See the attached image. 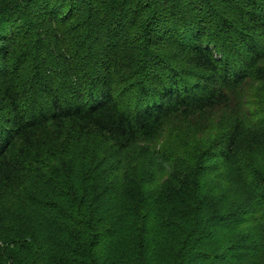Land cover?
Here are the masks:
<instances>
[{
    "label": "trees",
    "instance_id": "trees-1",
    "mask_svg": "<svg viewBox=\"0 0 264 264\" xmlns=\"http://www.w3.org/2000/svg\"><path fill=\"white\" fill-rule=\"evenodd\" d=\"M250 82L264 84V0H0V210L34 211L23 237L0 236V264H264L262 137L239 149L264 129L254 100L220 150H203L209 127L187 151L194 118ZM42 173L55 199L30 194Z\"/></svg>",
    "mask_w": 264,
    "mask_h": 264
},
{
    "label": "rangeland",
    "instance_id": "rangeland-1",
    "mask_svg": "<svg viewBox=\"0 0 264 264\" xmlns=\"http://www.w3.org/2000/svg\"><path fill=\"white\" fill-rule=\"evenodd\" d=\"M254 100L255 107L251 110L245 103L244 112L248 114L250 118H254L256 115V122L264 123V84H257L250 82L248 85L244 86L243 90L231 95V102L220 108H216L211 111H207L204 114H199L194 118L191 129L189 128L186 132L190 139L187 145V151L196 153L200 147V140L206 134L209 136L208 131L215 130L216 137H210L209 139L204 138L202 143L204 144L205 152L208 156L216 153L222 148L223 145L227 144V141L232 133V128L235 124V117L237 115L238 106L243 104L241 101ZM258 116V117H257ZM211 127V130H208ZM258 133V137H262L261 142L264 147V129L259 127H253L248 133H246L244 138L239 142V149L244 150L252 141L254 140V133ZM255 142V140H254ZM202 145V144H201ZM143 147L139 146L131 155L129 160L131 173L128 175V182L131 184L130 191L127 194V198L131 201H135L138 197V184L139 174L148 159L145 157L147 155ZM71 173V171H70ZM62 175L69 176V173L64 171ZM72 175V173H71ZM74 175V174H73ZM88 175V174H87ZM76 176V175H75ZM106 173L101 172L98 176L97 184L102 187L106 183ZM80 177V175H79ZM78 175L76 178H79ZM182 177V178H181ZM184 177H187L185 173L177 170L173 173L171 180L168 182L172 185V188L165 190L163 197L165 200L178 197L180 192L175 190L179 182L184 181ZM28 187L30 188V194L37 198H42L44 200H52L61 194L62 190L58 185L59 180L51 179L47 173L42 174H30L27 176ZM133 182V183H131ZM31 207L26 203L18 202L13 204L11 209L0 210V236H5V238H10L15 240L16 238L23 237L27 228L33 225V213Z\"/></svg>",
    "mask_w": 264,
    "mask_h": 264
}]
</instances>
